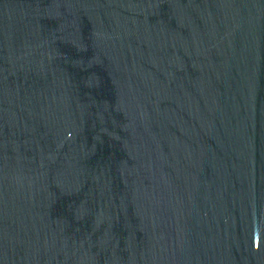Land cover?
Wrapping results in <instances>:
<instances>
[{
	"label": "water",
	"instance_id": "1",
	"mask_svg": "<svg viewBox=\"0 0 264 264\" xmlns=\"http://www.w3.org/2000/svg\"><path fill=\"white\" fill-rule=\"evenodd\" d=\"M0 264H264V0H0Z\"/></svg>",
	"mask_w": 264,
	"mask_h": 264
}]
</instances>
